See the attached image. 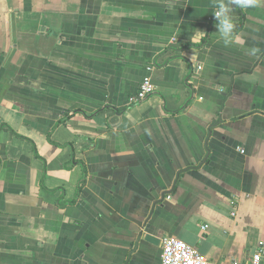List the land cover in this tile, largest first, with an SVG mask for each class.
<instances>
[{
	"label": "crops",
	"instance_id": "crops-1",
	"mask_svg": "<svg viewBox=\"0 0 264 264\" xmlns=\"http://www.w3.org/2000/svg\"><path fill=\"white\" fill-rule=\"evenodd\" d=\"M164 237L264 241V0H0V264H161Z\"/></svg>",
	"mask_w": 264,
	"mask_h": 264
},
{
	"label": "built area",
	"instance_id": "built-area-1",
	"mask_svg": "<svg viewBox=\"0 0 264 264\" xmlns=\"http://www.w3.org/2000/svg\"><path fill=\"white\" fill-rule=\"evenodd\" d=\"M151 68L148 67L147 70ZM155 91L150 77H145L137 91L128 98L130 105L142 103ZM161 264H212L196 248L174 238L164 237L161 240ZM227 264H264V241H262L248 261L230 260Z\"/></svg>",
	"mask_w": 264,
	"mask_h": 264
},
{
	"label": "clouds",
	"instance_id": "clouds-1",
	"mask_svg": "<svg viewBox=\"0 0 264 264\" xmlns=\"http://www.w3.org/2000/svg\"><path fill=\"white\" fill-rule=\"evenodd\" d=\"M258 0H230L231 4H235L237 7H240L242 9H247L249 7L256 6ZM231 8L225 7L223 3L219 4V10L214 11L213 15L216 17L219 21V23L216 25L220 36L222 38H225V44L227 45L228 40H237V38L234 35V28L235 25L232 22V18L230 16ZM240 43L243 45L244 41L241 40ZM251 55H255L259 49L256 47H253L251 49H248Z\"/></svg>",
	"mask_w": 264,
	"mask_h": 264
},
{
	"label": "trees",
	"instance_id": "trees-1",
	"mask_svg": "<svg viewBox=\"0 0 264 264\" xmlns=\"http://www.w3.org/2000/svg\"><path fill=\"white\" fill-rule=\"evenodd\" d=\"M206 41H207V35L205 36V38L202 39L201 44H204ZM66 119H67V117H64L63 119H61V120L58 122L57 125H59V124H64L65 121H66ZM51 144L54 145V146H57V147L65 146V145L55 144V143H53V142H51ZM34 153H35V156H36V157L40 158L35 148H34ZM83 182H84V180L82 179V180L80 181L79 186H78V189H77L78 192L81 190V187H82Z\"/></svg>",
	"mask_w": 264,
	"mask_h": 264
},
{
	"label": "water",
	"instance_id": "water-1",
	"mask_svg": "<svg viewBox=\"0 0 264 264\" xmlns=\"http://www.w3.org/2000/svg\"><path fill=\"white\" fill-rule=\"evenodd\" d=\"M144 239L146 242L150 243V244H153V245H156L159 243V240L155 239L154 237L152 236H149V235H145L144 236Z\"/></svg>",
	"mask_w": 264,
	"mask_h": 264
}]
</instances>
